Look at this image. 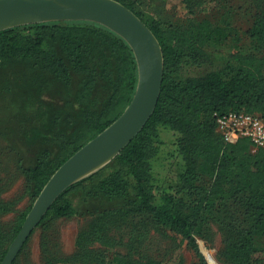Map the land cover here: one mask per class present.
<instances>
[{"label":"trees","instance_id":"obj_1","mask_svg":"<svg viewBox=\"0 0 264 264\" xmlns=\"http://www.w3.org/2000/svg\"><path fill=\"white\" fill-rule=\"evenodd\" d=\"M132 10L154 33L164 54L161 93L149 121L110 164L63 192L41 220L42 264H163L105 252L112 217L149 218L180 235L206 264L196 238L212 217L220 225L223 264H264V148L253 151L242 138L234 144L215 131V116L231 111L264 119V0H247L252 13L245 31L229 21L204 18L185 26L145 13V1L156 13L165 0H116ZM210 0H182L188 15L205 12ZM147 12V11H146ZM232 43L233 51L216 55L210 47ZM30 60L41 82L23 104L42 100L47 123L39 124L26 147L0 152V217L15 207L1 198L18 176L35 200L51 175L78 149L108 127L129 104L137 82L133 53L109 29L89 21L31 24L0 32V67ZM218 63L215 68L205 64ZM205 69L189 76L191 69ZM27 85L17 86L26 91ZM11 88V87H10ZM18 90V91H19ZM14 96L13 90L10 91ZM40 95V97H39ZM31 96V97H29ZM9 104V103H8ZM10 105V104H9ZM175 135L176 177L159 186L153 162L163 145L161 130ZM8 148V149H7ZM15 153L9 160L5 154ZM110 172L100 176L105 168ZM81 191L80 207L72 195ZM28 211V210H27ZM27 211L12 226L0 221V262L19 232ZM81 217L89 222L76 237L75 251L62 255L54 225ZM24 244L14 264H31Z\"/></svg>","mask_w":264,"mask_h":264},{"label":"rangeland","instance_id":"obj_2","mask_svg":"<svg viewBox=\"0 0 264 264\" xmlns=\"http://www.w3.org/2000/svg\"><path fill=\"white\" fill-rule=\"evenodd\" d=\"M248 5L247 0H210L208 9L195 16L188 15L182 0H165L160 5L161 10L158 9L157 13L149 9L145 1L140 4V8L146 10L147 12L145 11V13L154 14L161 21H168L180 26H185L189 22H198L204 18L209 19L214 24H218L224 19L223 17L225 16L223 15L230 12L228 15L232 26L235 25L240 30L245 31L251 22L252 15ZM231 44L230 42L210 47V50L214 53L212 58L219 54L232 52L233 47ZM217 65L218 63L214 60L212 64H205V67L213 69ZM204 71L206 70L202 66V69H191L188 75L194 76ZM39 82L42 83L41 77L32 66L30 60H13L6 69L0 67V152L9 145H17L24 149L34 128L41 123L42 125L47 123V120H49V114H46L43 110L42 100L39 99V102L35 100V102L23 104V100L19 96L25 94V100H29L28 94L31 95V91L36 89V84ZM24 85H27L26 91L17 89V86L21 87ZM11 90H13L14 96H11ZM160 134L164 143L160 147L159 155L153 162V175L155 183L166 187L175 179L176 163L179 165L181 161L178 156L173 155L175 154L174 133L162 129ZM4 156L9 162V160L15 158V153L11 152ZM110 168H105L100 173V176L110 172ZM80 197V190H77L72 195V201L78 207H80ZM1 198L16 201L13 210L0 217V221L9 226L14 225L24 212L29 211L34 201L25 193L23 176H18L9 187V190L2 193ZM88 222L87 219L81 217H72L60 220L54 225L53 230L58 235V243L62 255L68 256L75 251L77 234L81 229L86 228ZM38 226L26 241L25 255H28L29 263L31 264H42L40 250L41 230ZM107 234L114 240V246L110 248L95 243L94 248L104 251L108 259H111L112 255L117 253L140 261L154 259L161 261L163 264L201 263L195 251L186 241L182 240L180 235L153 223L145 216L112 217L108 221ZM196 242L198 251L203 256L206 264L208 262L201 246L210 251L215 259L219 261L218 254L223 248V236L220 225L216 220L212 217L209 218L208 223L203 227L201 235L196 238Z\"/></svg>","mask_w":264,"mask_h":264},{"label":"water","instance_id":"obj_3","mask_svg":"<svg viewBox=\"0 0 264 264\" xmlns=\"http://www.w3.org/2000/svg\"><path fill=\"white\" fill-rule=\"evenodd\" d=\"M57 21H89L120 36L135 59L136 87L123 112L47 180L0 264H13L24 243L65 190L100 171L120 155L151 118L161 93L164 54L160 42L122 3L116 0H0V32Z\"/></svg>","mask_w":264,"mask_h":264},{"label":"built area","instance_id":"obj_4","mask_svg":"<svg viewBox=\"0 0 264 264\" xmlns=\"http://www.w3.org/2000/svg\"><path fill=\"white\" fill-rule=\"evenodd\" d=\"M215 131L226 143L234 144L246 138L253 151L264 148V119L259 114L231 111L215 116Z\"/></svg>","mask_w":264,"mask_h":264},{"label":"bare ground","instance_id":"obj_5","mask_svg":"<svg viewBox=\"0 0 264 264\" xmlns=\"http://www.w3.org/2000/svg\"><path fill=\"white\" fill-rule=\"evenodd\" d=\"M201 248L208 264H220L210 251H208L204 246H201Z\"/></svg>","mask_w":264,"mask_h":264}]
</instances>
